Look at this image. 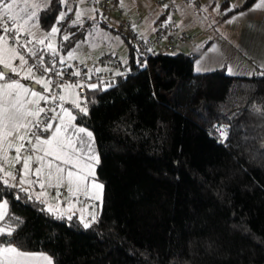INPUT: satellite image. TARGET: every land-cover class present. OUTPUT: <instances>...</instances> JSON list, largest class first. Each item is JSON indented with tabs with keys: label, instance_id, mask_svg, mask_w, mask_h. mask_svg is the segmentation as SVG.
<instances>
[{
	"label": "trees",
	"instance_id": "trees-1",
	"mask_svg": "<svg viewBox=\"0 0 264 264\" xmlns=\"http://www.w3.org/2000/svg\"><path fill=\"white\" fill-rule=\"evenodd\" d=\"M60 10L52 0L40 11L43 30ZM71 14L58 25L61 53L98 25L121 36L134 69L111 86L86 89L87 116L72 107L99 159L97 219L84 228L77 216L58 218L25 190L0 183L8 213L0 226L14 228L0 243L45 253L53 264H264V70L194 72L208 42L149 55L134 68L125 33L97 15L69 27Z\"/></svg>",
	"mask_w": 264,
	"mask_h": 264
},
{
	"label": "snow or ice",
	"instance_id": "snow-or-ice-1",
	"mask_svg": "<svg viewBox=\"0 0 264 264\" xmlns=\"http://www.w3.org/2000/svg\"><path fill=\"white\" fill-rule=\"evenodd\" d=\"M80 3L83 4L84 0H80ZM51 4L52 0H23V6H20L18 0H0V183L14 187L10 181L17 180L16 165L22 163L19 184H28L29 187L38 184L41 189L46 186L55 188L57 204L60 203V189L66 186L68 207L64 211L71 212L74 207L73 197L100 199L98 195L91 196L90 191L102 189L103 186L91 179L95 177V164L99 163L93 148L92 132L74 123L77 115L64 105L72 104L78 112L87 116V103L74 90L80 87L97 90L98 86L80 80L75 83L64 82L65 69H60L57 65H66L71 69L73 65L69 61L76 59V56L74 51L60 56L58 48L62 45H57L56 37L62 32L58 25L68 18V13L73 9L69 0H59L62 10L50 29L43 30L39 13L42 9L47 10ZM234 7L231 6L228 11ZM215 10L219 12V6ZM250 10L264 11V0H258ZM85 14L77 8L75 19L69 27L82 26ZM237 18L227 22L232 23ZM62 39L68 41L70 36L63 34ZM46 53L50 54L51 59L45 60ZM25 54L35 58L31 65ZM16 61L19 63H15ZM46 64L50 66H45ZM40 70L44 74L53 73L58 79L37 75ZM96 71L99 72L100 69ZM227 72L232 75L234 69L228 67ZM68 75L80 77L82 74L74 70ZM21 80L39 85L43 93L26 87ZM56 88L60 91L56 92ZM41 102L47 107L41 106ZM217 131L222 138H226V129L218 128ZM41 133L49 135L42 136ZM10 151L14 152V156H9ZM33 163L38 165L34 169ZM29 176H35L36 179H29ZM21 191L24 189L21 188ZM47 195L46 191H41L37 199ZM47 210L53 215L59 213L58 218L64 216L59 208L54 210L49 207ZM6 216L7 202L0 203V222L5 221ZM91 218L92 222L96 221L94 212L91 213ZM67 219L71 220V215ZM81 223L84 228L90 227L83 215ZM13 232L14 228L7 223L0 226V236L12 237ZM0 264H53V261L45 254L20 250L9 241L7 244H0Z\"/></svg>",
	"mask_w": 264,
	"mask_h": 264
},
{
	"label": "crops",
	"instance_id": "crops-1",
	"mask_svg": "<svg viewBox=\"0 0 264 264\" xmlns=\"http://www.w3.org/2000/svg\"><path fill=\"white\" fill-rule=\"evenodd\" d=\"M191 1L197 6L209 8L214 11L216 19L212 23L211 27L216 28L219 26L223 30V33H232L233 39H231L230 45L216 46L214 49L212 48L214 45V40L204 39V35L209 31L210 27L201 29L202 27L198 28L196 26V22L194 21H196L198 18L190 6ZM168 2L169 3L166 4L164 11L156 16L154 23L157 18L163 19L172 16L176 20L179 29L190 37V40L188 42L182 43L176 52H194L204 43L208 42L206 47L195 58L193 62V70L201 72L202 70H208L204 69L208 68L205 66L214 65V69L224 68V71L227 72V68L232 67L234 69V74L232 75L238 74L237 76H249L246 72L251 71V69L255 70L258 68L264 70V11L250 10L258 2V0H254L248 7L232 12L228 15L223 14L227 12L231 6L239 5L242 0H177L172 2L168 0ZM217 6H219V12L215 10ZM241 13H244V15H240ZM234 17L238 18L232 23L227 22L232 20ZM153 27L154 24L147 27L145 33H150ZM225 35L226 34L224 33L221 38L226 40V37H224ZM124 59H126V56ZM93 62L94 59H90L86 62V64H92ZM195 65L196 68L194 69ZM197 69H199V71ZM12 78L19 79V77ZM21 83L25 84V86L30 89L41 91L42 93V88L32 81L21 80ZM70 105L65 104L64 106L69 107ZM9 156H14V152L10 151ZM37 166V164L33 163L32 168L34 169ZM21 171L22 163L16 165L17 180L10 181V183L23 188L27 193L36 199L41 191H46L48 193L46 197H40L37 199L43 204V207L46 210L49 207H52L54 210L59 208L61 212H64V217L75 215L78 218H81L83 215V219L87 217L89 211H92L94 207L96 210L97 203L86 204L81 199L73 197L74 207L72 211H64L68 207L66 199L68 192L66 190L65 194L60 195V203L57 204V199L55 196L56 192L54 191V188L46 186L44 189H41L38 184H34L31 187H29L28 184L21 186L19 184V175ZM28 178L32 180L36 179L35 176H29ZM57 215L59 216V213H57Z\"/></svg>",
	"mask_w": 264,
	"mask_h": 264
},
{
	"label": "rangeland",
	"instance_id": "rangeland-1",
	"mask_svg": "<svg viewBox=\"0 0 264 264\" xmlns=\"http://www.w3.org/2000/svg\"><path fill=\"white\" fill-rule=\"evenodd\" d=\"M116 7L110 10V15L113 17H116L118 13L116 10L121 11V18L131 24V27L134 31L138 33H145V30L147 27L154 24V20L158 14L162 13L165 9L166 4H168V0H116ZM167 1V2H166ZM169 1H177V0H169ZM9 2V1H8ZM29 2H32V0H29ZM39 2V0H38ZM71 7H72V14H71V20L75 19V11L77 8L84 11L86 14L82 17V21L89 17H95L96 15L99 16V18L105 20L108 25L115 26L114 21L103 16L99 11L96 9V0H84V3L81 4L80 0H69ZM18 3L20 6H23V0H18ZM191 8L194 11V14L197 16L196 26L198 28L204 29L206 27H210L209 31L204 35V39L206 40H214V45L212 48H216V46H226L230 45L231 39H233L232 33L224 32L226 35L225 39H222L221 36L224 35L223 30L217 26L216 28L211 27L212 23L215 21L216 16L212 9L209 8H203L200 6H197L195 3H192L191 1ZM62 10V9H61ZM59 13V12H58ZM58 15V14H57ZM57 17V16H56ZM222 27V26H221ZM212 50V49H211ZM59 51V50H58ZM68 51H74V55L76 56V59L69 61V63H75V62H82L86 63L90 59L96 58V56L103 51H112L115 52L121 59H124L126 56V45L121 38V36L113 32L111 30H108L104 27H100L98 25H93L84 35V37L80 40H78L72 48H70ZM68 51L66 53H61L60 56H66ZM176 52V51H175ZM174 53V52H171ZM59 58H57L58 60ZM218 63V62H217ZM197 64V63H195ZM208 68V70H202L201 72H207L214 69V65L205 66ZM212 67V68H210ZM196 68V65L194 66V69ZM252 71V72H251ZM251 71L246 72L247 75H251L253 73V69ZM194 72H197L194 70ZM228 74V72H226ZM239 73V72H237ZM238 75V74H237ZM41 92V91H40ZM43 93V89H42ZM46 94V93H45ZM47 95V94H46ZM70 105V104H69ZM69 109V111H72L73 105H70L69 107L64 106ZM80 126V125H78ZM83 127V126H80ZM87 129V128H86ZM88 130V129H87ZM89 131V130H88ZM49 135V134H47ZM46 135V136H47ZM93 148L94 143H93ZM95 155L97 156V153L95 151ZM96 166V164H95ZM94 180V182L99 183L95 178H91ZM35 180V179H34ZM66 190V186L62 187ZM54 191L56 192V189L54 188ZM91 196L98 195L101 198V189H91ZM84 197V196H83ZM4 200H1L0 203H4ZM84 203H97V207L95 210V207L92 211H89L87 214V217L84 218L85 222H91V213H97V208L99 209L100 199H89V202ZM94 206V205H92ZM81 220V218H79ZM0 244H6V243H0ZM36 254H41V252H34ZM45 254V253H42ZM47 255V254H45ZM48 256V255H47Z\"/></svg>",
	"mask_w": 264,
	"mask_h": 264
},
{
	"label": "built area",
	"instance_id": "built-area-1",
	"mask_svg": "<svg viewBox=\"0 0 264 264\" xmlns=\"http://www.w3.org/2000/svg\"><path fill=\"white\" fill-rule=\"evenodd\" d=\"M116 3V0H99L96 4V8L103 16L113 20L115 27L128 36L135 49L134 68L142 67L149 55L175 52L182 43L190 40V37L179 29L176 20L172 16L157 20L150 33L143 34L136 32L133 30L129 22L121 18L120 10H116L118 13L116 17L110 15V10L117 6ZM29 47H32V45ZM21 52H23V49H21ZM26 59L29 60V64L31 65L35 58L26 55ZM15 63L18 64L19 61H16ZM72 65L73 68L71 69H68L66 65H57L58 68L65 69L64 82L75 83L80 80L86 84L95 83L102 88L111 86L117 77L125 76L134 70L129 68L126 59H121L112 51L100 52L96 58H94L92 64L75 62L72 63ZM45 66L50 65L46 64ZM96 69H100V71L97 72ZM74 70L80 71L82 75L80 77L68 75L69 72ZM89 74L91 75V78H89ZM37 75H46L54 80L58 79L53 73L44 74L42 70L38 71ZM54 90L56 92L60 91L58 88ZM74 91L81 98L85 99L86 88L80 87L76 88ZM41 106L47 107L43 102H41ZM52 106L55 107V105ZM47 134L48 133H41L42 136H46ZM60 193L61 195L65 194V189L61 188ZM79 199L83 202H89V199H85L82 196H79Z\"/></svg>",
	"mask_w": 264,
	"mask_h": 264
}]
</instances>
